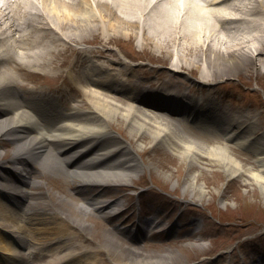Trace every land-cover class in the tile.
Returning a JSON list of instances; mask_svg holds the SVG:
<instances>
[{"label":"bare ground","instance_id":"6f19581e","mask_svg":"<svg viewBox=\"0 0 264 264\" xmlns=\"http://www.w3.org/2000/svg\"><path fill=\"white\" fill-rule=\"evenodd\" d=\"M200 1L206 5L196 0L0 3V93L4 96L0 138L12 139L17 150L15 161L31 167L28 178L17 179L18 185L12 188L0 176V184L12 189L5 192L6 187L0 186V264H41L51 255L57 258L45 264H106L105 256L116 264H149L146 259L126 258L123 251L130 248L114 232L110 236L112 241L109 237L104 242L103 250H85L83 237L89 225L87 222L76 225L78 219L70 220L61 211L79 213L89 222L97 215L106 219L107 210H114L115 215L123 214L125 210H119V201L107 204L96 201L110 189L120 192L116 183H128L131 176L141 171L143 166L134 146H163L190 167L205 160L225 173L228 181L236 177L245 184L258 186L264 198V135L257 134L253 142L256 129L249 125L255 124L252 117L246 114L242 120L230 115L226 108L210 106L208 96L191 94L197 89L190 86L180 88L182 85L172 79L173 75L163 82L166 74L158 72L155 82L145 81V76L138 77L137 69L120 68L119 61L110 59L102 49L82 51L76 47L94 43L107 47L109 52L111 45L121 47L125 38L134 36L139 39L140 48L157 53L155 59L164 64L172 62L173 74L196 72L204 90L220 78L217 77L220 69L228 70L234 59L241 56H247L259 78L263 77L264 0ZM92 59L98 63L95 65ZM125 75L134 85L119 80ZM56 78L66 79L68 91L80 95L73 100L77 105L69 110L65 109L67 105L45 100L44 90L37 86ZM110 84L124 93V100L107 90L105 86ZM147 86L164 91L176 89L173 93L176 101L159 99L154 96L157 92H144L149 89ZM26 87L30 88L29 94L39 96L36 102L39 100L44 106L42 113L49 123L41 119L43 116L32 103L24 100L19 89ZM178 100H185L186 109L190 110L183 118L193 116L192 120L203 131L199 138L189 135L182 121L169 116V105L177 106ZM197 117L209 123L198 122ZM211 118L222 124L212 126ZM121 126H126L134 146L131 141L125 144L111 131ZM245 145L250 146L254 162L244 164L237 158L234 147ZM0 172L13 173L2 163ZM47 172L77 180L81 198L71 196L66 184L57 180L53 183L74 204L52 193H49L50 201H45L41 190L50 179ZM197 179L195 173L189 176L184 193L201 201L206 196V187L198 184ZM6 196L8 204L2 201ZM249 200L240 198L238 205L244 213L254 215L253 221H259L264 217V209ZM65 202L69 203L68 208L61 206ZM57 223L61 226L54 225ZM94 224L102 228L100 220ZM22 236L28 238L21 244L18 240ZM116 245L121 253L118 259L112 251ZM34 252L37 253L31 259ZM88 256L98 259L94 263L85 262Z\"/></svg>","mask_w":264,"mask_h":264},{"label":"rangeland","instance_id":"374dc122","mask_svg":"<svg viewBox=\"0 0 264 264\" xmlns=\"http://www.w3.org/2000/svg\"><path fill=\"white\" fill-rule=\"evenodd\" d=\"M131 39V43L134 42L136 47L139 46V39L134 36ZM76 47L81 50L101 48L98 45L88 46L86 44H78ZM138 48L141 50L142 47L139 46ZM130 49L134 52L133 47ZM145 49H148L153 57H157L156 52L153 53L149 48ZM110 53L117 55L116 58L120 57L115 49H111ZM167 58H171V56H167ZM247 58V56L238 57V59H234L228 70L219 72V80L221 79V81L215 87H221V94H224L226 98L229 97V99L230 93L234 92L235 97L240 100V104L243 102L251 103V100L247 97L256 93L257 98H255V101L253 99V103L260 107L258 108L260 122L264 123V75L259 78L253 69V65L249 64V58ZM216 71L217 69L214 68L213 72ZM263 72L264 69L261 73ZM237 78L241 80V83L242 81L248 83L255 91L252 92L246 88L248 92H242L243 96H241L236 89ZM58 84L63 88L65 87V84L61 81ZM120 98L124 99L125 97L120 96ZM225 103L230 108L237 105L235 98ZM120 129L122 130L120 133L132 142L131 137L127 134L126 126H121ZM114 130L117 132L116 129ZM121 134L119 135L121 136ZM14 146L13 142L0 138V163H3L7 169L12 168L15 162L12 157ZM144 149L147 148H141V151H143L138 153L134 146L137 158L144 166L141 171H138L136 176H131L128 183H116V185L127 187H123L127 191L116 193L109 190L110 192L100 199L107 203L116 201L119 198L122 203H120L119 209L127 210L124 215L109 218L108 214H111L109 210L106 219L97 215L92 217V222H89L85 221L84 216L79 215V213L75 214L61 209L63 213L65 212L69 216L68 219H78L74 222L76 225L85 224L86 222L89 225V228L84 231L86 250L87 248L90 250H103L105 247L104 242L111 236V232L122 236V238L130 236L131 230L137 225L135 224L136 218L151 216L155 218L158 216L156 228L154 229L155 233L151 236L143 239L141 233L139 236L141 242L139 243L130 244L123 241L126 242L127 247L130 246V250L125 251L123 249L126 258L146 259L149 264H264V220H262L264 217L260 218L259 221H253L254 215L250 212L244 213L241 205H238L240 198H249V201H253V205L257 208L264 209V198L258 186L251 183L245 184L240 179L227 182L225 173L218 167L210 165L207 161H202L200 167L191 172V168L183 164L180 157L170 156L173 155L170 150L168 151L162 147H158L156 150L153 148ZM236 149L244 154L240 158L244 164L253 162L250 152L247 153L241 148ZM246 157L250 158L247 162L245 161ZM193 172L198 175V184L206 187V196L201 201L192 198L187 192L184 193L185 184ZM47 174L50 178L49 184H46L41 190L45 201H49V198H46L49 195L47 190H49L58 199L65 198L73 205L74 201L60 191L53 181L61 180V182H64L71 196L77 195L75 191L71 190V187L78 185V182L74 181L72 183L66 175L49 174L48 172ZM45 192H47V195ZM250 195L252 196L250 197ZM253 196L257 197L255 201L252 200ZM69 203L65 202L61 206L68 208ZM194 218L199 220L202 229L195 226L194 233L196 235L191 236L190 233L193 229L186 225V222ZM99 220L102 222V228L95 227L94 223ZM175 221L180 222V226L176 228L178 231L171 230V225ZM167 222H170V224H167ZM66 223L73 227L70 222ZM54 225L61 226L59 223ZM54 225L51 227H54ZM72 229L76 228L73 227ZM23 238L25 237L20 238V240ZM112 239L110 237L111 241ZM112 251L115 252V254L113 252L112 254L116 258L121 254L117 245ZM105 259L107 260L106 264L117 263L115 260L108 259L107 256H105ZM84 260L85 262L87 260V262L94 263L95 258L88 256Z\"/></svg>","mask_w":264,"mask_h":264}]
</instances>
